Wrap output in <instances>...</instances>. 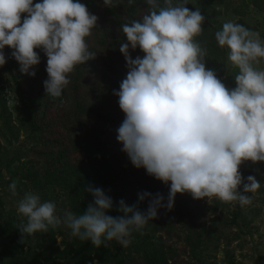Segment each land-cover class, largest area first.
<instances>
[{"label":"clouds","instance_id":"clouds-1","mask_svg":"<svg viewBox=\"0 0 264 264\" xmlns=\"http://www.w3.org/2000/svg\"><path fill=\"white\" fill-rule=\"evenodd\" d=\"M119 2L102 0L108 8ZM133 2L128 0L129 5ZM145 3L142 20L121 25L127 42L119 51L127 75L113 91L124 114L116 139L134 168L170 184L166 202L161 193L145 191L133 205L123 199L114 205L103 189L89 185L86 191L93 202L82 214L65 211L61 217L55 202L25 192L16 207L21 243L25 236L64 225L72 237L94 248L108 247L112 241L127 247L132 233L157 219L161 207L172 209L178 193L245 207L252 203L245 193L260 188L249 176L243 192L237 190L242 162H264V70L254 66L264 59V40L259 32L233 21L215 33L218 47L228 49V61L238 69L235 87L229 89L214 70L206 69L207 50L194 40L203 31L200 10L186 7L187 0ZM97 19L79 0H42L35 5L33 0H0V67L6 63L7 47L19 72L34 77L30 69L40 63L34 49H41L47 58L45 94L59 98L75 66L96 56L86 38ZM137 48L143 57L132 59L129 50ZM9 191L17 195L16 181ZM146 199L147 209L141 211L139 204ZM113 209L119 214L109 215Z\"/></svg>","mask_w":264,"mask_h":264},{"label":"trees","instance_id":"trees-1","mask_svg":"<svg viewBox=\"0 0 264 264\" xmlns=\"http://www.w3.org/2000/svg\"><path fill=\"white\" fill-rule=\"evenodd\" d=\"M207 1V6H229L230 3L228 0ZM239 1L234 0L232 6L239 5ZM251 1L264 10V0ZM39 2L42 0H33V5ZM79 2L87 7L90 14L98 17L92 35L86 38L89 50L96 56L83 65L75 66L68 74L70 83L59 98L45 94L43 82L48 78L45 71L47 58L41 49H34L40 57V63L30 69L35 71L34 77L19 72V65L11 58L9 48L6 63L2 66L8 72H12L14 66L18 72L12 78L0 77V190L5 193H0V264H132L135 262L133 254L139 257V264H169L170 252L163 246L162 237L156 235L164 231L169 237L171 230L177 231L180 240L189 249L193 264H206L203 246L212 237L210 232H206L204 221L191 211V197L185 193L176 194L171 210L161 207L157 219L149 221L141 232L134 231L127 247L112 241L108 247L94 248L91 242L72 237L67 227L50 228L46 233L25 236L21 243V234L17 229L21 217L12 204H17L25 192L39 194L42 202L46 201V197L56 205L67 202L71 212L79 215L93 202V196L86 191L89 185L103 189L113 198L114 205L121 199L133 205L137 203L138 193L145 191L153 195L161 193L166 202L170 188V184H163L147 175L143 168H134L121 150L122 144L116 139L122 122L115 118L114 112L120 108L113 91L119 90L121 81L127 75L125 59L119 51L120 45L127 42L121 25L142 20L147 13L145 0H134L131 5L128 0H120L117 6L111 8L104 7L102 0ZM160 3L163 5V0ZM187 3L186 7L196 10L188 0ZM23 19L24 14L21 15V23ZM202 28V33L194 40L207 50L206 69L214 70L222 81L226 70L225 48L218 47L215 41V33L220 29L210 17H205ZM95 36L100 38L98 43L102 45L92 40ZM129 53L132 59L143 57L139 48L130 49ZM228 79L232 81L231 77ZM6 89L14 94L10 110L3 100ZM48 109L61 111L58 118L47 119ZM51 126L60 128L65 140L59 136L46 137ZM21 133L32 146L34 161L21 162L26 151L20 149L12 153V157H7L6 163H2V144L16 142ZM76 151L79 160L71 156V152ZM256 163L244 161L240 165L242 184L237 189L239 192H243L247 177L255 173ZM3 170L9 178L2 174ZM13 181L17 182L16 196L9 191ZM59 195L62 202L57 201ZM245 195L250 196V193ZM199 200L196 199L195 203ZM8 201L9 208L6 206ZM148 202L146 199L140 203L139 209L145 211ZM218 206L226 205L215 200L206 208L209 215L215 216L211 218L213 224L220 220V215H216ZM234 207V215L239 216L240 206L236 204ZM108 214L115 216L119 213L113 209ZM204 216L201 215L202 218ZM56 232L63 239L60 246L55 242L49 244L46 239V236L53 238Z\"/></svg>","mask_w":264,"mask_h":264},{"label":"rangeland","instance_id":"rangeland-1","mask_svg":"<svg viewBox=\"0 0 264 264\" xmlns=\"http://www.w3.org/2000/svg\"><path fill=\"white\" fill-rule=\"evenodd\" d=\"M188 1L193 7H195V9L198 8L202 15L205 14L204 17H210L213 24L220 30H222L223 23L233 21L240 23L253 31L259 32L261 40H264V10L256 7V5L253 4V1L240 0L239 2L241 3H239V5L237 4V6H232L231 3L234 0H228L230 2L228 3L229 6H227V4L207 6V4H209L207 0ZM263 6L264 5H262V7ZM97 34L101 36L102 32H98ZM99 39L100 38L97 36L92 38V40L97 43ZM98 44L102 45L100 42ZM3 52L7 59L8 48L5 47ZM131 52L133 53V51ZM227 56L228 49L225 48L226 70L222 76V82L227 88L232 89L235 87L234 76L238 74V69L235 70L236 68L230 64ZM8 64V67H10L11 63L9 62ZM254 66L258 69L264 70V59H262L259 64ZM12 68V72H8L5 68L0 67V77L12 78L14 74L17 75L18 70L14 68V66ZM229 77L232 78V81H229ZM11 83L14 84L15 81H11ZM6 91L7 92H5L3 100L6 102L8 110H10V108L12 109L11 106L13 105L14 94L10 91V89H6ZM60 112L61 111L57 109H48L46 117L50 120L56 119L58 118L57 116ZM114 114L115 118L119 122L124 120V114L121 110H116ZM48 130L49 132L46 134V137L59 136L65 140V136L61 133L60 128L57 126H51ZM11 142L14 143H11L10 145L2 144L4 147L2 150V163H6L7 157H12V153L20 149L26 151V155L21 162L26 163L31 160L34 161V156L32 155L33 150L31 148L32 146L29 144L25 135L21 133L16 142ZM71 156L76 160H79L80 158L77 151L71 152ZM2 174L6 178H9L5 170H3ZM252 176L261 184L260 188L255 193H250L252 203L248 206L241 207L237 202L221 201L225 203L226 206H218L216 215H220V220L224 219V221L219 220V222L216 221L215 224L211 222V218L215 216L209 215L206 208L211 206L215 200H220L218 198L211 197L207 200H199L196 204V199H193L190 193H185L187 194L186 196L191 197V203L189 205L190 209H192L191 211L197 218L204 221L206 232H210L212 237L210 238L211 240L206 241V244L203 246V249L205 250L204 261L206 264H264V192H261V189H264V162H257L255 164V173H253ZM0 193L4 192L0 190ZM45 199L46 201H50L47 197ZM59 199H57L58 202L61 201V195H59ZM236 204L240 206L239 216L234 215V206ZM6 206L8 208L10 207V201L6 203ZM16 207V202H13L12 208L16 209ZM65 211H71L69 204L67 202L65 204L58 203L57 215L62 217ZM203 214L205 216L202 218L201 215ZM164 217L166 218L167 215L165 214ZM222 223L226 225L222 226ZM61 227L66 226L61 225L57 228ZM56 233L57 234H55L53 238L46 236V239L49 244H54L55 242V244L60 246V244L62 245L63 239L58 232ZM159 236L162 237L163 246L170 252L169 264H193V261L189 256V249L180 240V236L176 230H171L169 237L166 236V232L164 231H161L156 235V237ZM217 238H219V240H216ZM62 248L63 247L61 246L60 249ZM133 259H135V262L132 264H139L138 256L133 254ZM68 260L71 261L70 258H68Z\"/></svg>","mask_w":264,"mask_h":264}]
</instances>
